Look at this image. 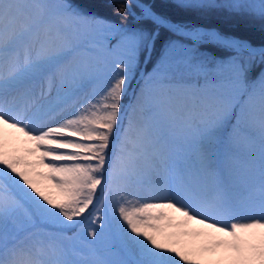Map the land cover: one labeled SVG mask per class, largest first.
Listing matches in <instances>:
<instances>
[{"label": "snow or ice", "instance_id": "obj_1", "mask_svg": "<svg viewBox=\"0 0 264 264\" xmlns=\"http://www.w3.org/2000/svg\"><path fill=\"white\" fill-rule=\"evenodd\" d=\"M170 3L0 0V264H264V0Z\"/></svg>", "mask_w": 264, "mask_h": 264}, {"label": "trees", "instance_id": "obj_2", "mask_svg": "<svg viewBox=\"0 0 264 264\" xmlns=\"http://www.w3.org/2000/svg\"><path fill=\"white\" fill-rule=\"evenodd\" d=\"M143 1V0H141ZM150 1V0H149ZM81 8L85 11L95 13L97 15L103 16L111 21L123 23L125 25H134L136 20L134 16L131 15L127 9L128 15L127 19H123L121 16L116 15L117 7L122 5L121 0H74ZM157 10L168 14L174 20H187L195 23L202 24H219L221 23V18L217 16L201 17L195 13H185L181 10L174 8L170 0H154ZM134 10L137 12L138 9L134 6ZM227 27V26H225ZM251 38L258 44L264 36L259 31L250 34ZM156 57H153V62ZM152 63L148 64V68L152 67Z\"/></svg>", "mask_w": 264, "mask_h": 264}, {"label": "rangeland", "instance_id": "obj_3", "mask_svg": "<svg viewBox=\"0 0 264 264\" xmlns=\"http://www.w3.org/2000/svg\"><path fill=\"white\" fill-rule=\"evenodd\" d=\"M138 74H139V73H138ZM137 79H139V75L137 76ZM137 79H136V80H137ZM133 81H134V80H133ZM133 81H132V85H131V88H130V90H129V93L126 95L127 98L124 100L125 105H127V104L131 101V99H132V95H133V92H134V91H138L137 84H135V81H134V83H133ZM69 234H71V233H69Z\"/></svg>", "mask_w": 264, "mask_h": 264}]
</instances>
